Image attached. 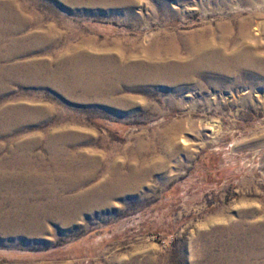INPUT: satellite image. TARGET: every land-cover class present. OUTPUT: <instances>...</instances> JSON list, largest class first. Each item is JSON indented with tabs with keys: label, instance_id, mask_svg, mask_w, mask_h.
<instances>
[{
	"label": "rangeland",
	"instance_id": "obj_1",
	"mask_svg": "<svg viewBox=\"0 0 264 264\" xmlns=\"http://www.w3.org/2000/svg\"><path fill=\"white\" fill-rule=\"evenodd\" d=\"M0 1L11 4L3 26L12 27L0 44L8 73L0 84V113L11 104L23 111L0 122V156L30 138L35 174L52 179L53 146H60L57 165L76 164L83 153L104 166L128 161L141 144L149 149L145 156L161 157L175 139L164 168L105 204L37 227L0 224V264H201L204 236L218 252L234 235L219 236L217 229L264 218L263 74L138 82L116 94L127 98L121 105L62 92L28 71L32 62L55 67L66 45L111 65L188 59L207 42L237 36L240 19L264 15L252 5L258 0ZM14 12L24 24L10 17ZM255 29L246 41L264 56V28ZM104 174L100 168L91 184Z\"/></svg>",
	"mask_w": 264,
	"mask_h": 264
},
{
	"label": "bare ground",
	"instance_id": "obj_2",
	"mask_svg": "<svg viewBox=\"0 0 264 264\" xmlns=\"http://www.w3.org/2000/svg\"><path fill=\"white\" fill-rule=\"evenodd\" d=\"M9 5L11 4L0 1V44L5 31L12 28L3 26L6 23L3 21L8 20L9 14L6 15V10ZM252 5L255 8L264 9V0L253 2ZM10 17L24 24V18L17 12L12 13ZM255 17V20H250L248 17L240 19L239 33L234 38L229 32L230 35L226 34L225 41L207 42L190 58L184 60L144 64L136 60L129 62L131 60L129 58L128 62L111 65L91 58L90 55L87 56L80 51L78 45L74 48L65 44L67 52L62 51L59 56L56 55L55 67L49 63L39 65L32 62L28 71L32 76H41L49 83H54L62 92L72 94L80 91L87 98L90 95L96 98L103 97L101 99L105 98L113 104L121 103V105L127 98L117 97L116 94L123 88L134 87L138 82H164L178 85L198 75L226 80L232 75H239L249 70L264 75V56L255 54L246 41L253 40L251 27L254 26L258 31L264 28L262 10L257 12ZM18 41L20 42L16 37L13 39L14 43ZM69 51L72 54L68 56ZM4 70L0 64V84L3 76L8 74ZM1 109L0 122L13 121L23 113L22 108L14 104ZM63 135L57 134L56 140H64ZM169 141L170 146L161 157L145 156L149 149L141 144L128 161L117 162L112 159L104 166L101 164V159L93 155L86 157L83 153L78 155L79 160L76 164L60 166L61 164L57 162L59 145L54 148L51 144L55 151L51 159L56 163V173L53 172L55 175L51 179V174L46 176L35 174L30 138H23L22 141L16 142V146L6 152L7 154L0 156V224L5 223L8 227L17 224L27 228L28 226L37 227L46 220L54 219L63 222L75 218L84 210L92 209L95 205L105 204L110 195L137 185L153 171L164 168L174 149L175 139L170 138ZM100 168H103L105 172L103 178L91 184ZM69 192L75 193L68 195ZM216 232L219 236L232 233L233 240L230 243L225 241L220 250L215 252L212 249L214 242L204 236L206 253L201 264H264V218L260 221L245 219L230 222Z\"/></svg>",
	"mask_w": 264,
	"mask_h": 264
}]
</instances>
